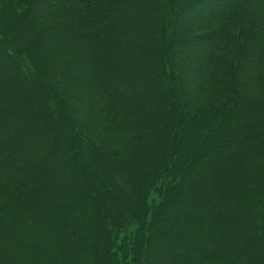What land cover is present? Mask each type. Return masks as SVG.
I'll use <instances>...</instances> for the list:
<instances>
[{"label":"trees","instance_id":"1","mask_svg":"<svg viewBox=\"0 0 264 264\" xmlns=\"http://www.w3.org/2000/svg\"><path fill=\"white\" fill-rule=\"evenodd\" d=\"M0 264H264V0H0Z\"/></svg>","mask_w":264,"mask_h":264},{"label":"rangeland","instance_id":"2","mask_svg":"<svg viewBox=\"0 0 264 264\" xmlns=\"http://www.w3.org/2000/svg\"><path fill=\"white\" fill-rule=\"evenodd\" d=\"M226 2L225 3H223V4H221L219 7H225L226 6ZM200 10H204L203 8L202 9H200ZM200 10H193V11H185V13H183V18L185 19V18H188V17H191V16H193L194 14H196L198 11H200ZM189 47L190 48H193V44L192 45H189ZM2 53V52H1ZM199 58L196 56H194V60L195 61H197Z\"/></svg>","mask_w":264,"mask_h":264}]
</instances>
